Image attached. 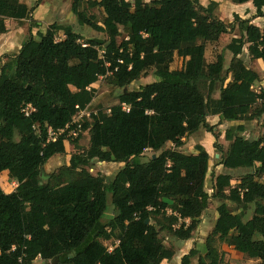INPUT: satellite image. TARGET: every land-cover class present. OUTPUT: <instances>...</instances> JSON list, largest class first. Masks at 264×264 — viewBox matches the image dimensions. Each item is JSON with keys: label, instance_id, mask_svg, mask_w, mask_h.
Here are the masks:
<instances>
[{"label": "trees", "instance_id": "trees-1", "mask_svg": "<svg viewBox=\"0 0 264 264\" xmlns=\"http://www.w3.org/2000/svg\"><path fill=\"white\" fill-rule=\"evenodd\" d=\"M225 1L251 2L255 18L264 20V0ZM40 3L28 7L21 0H0V34L7 32L5 21L31 19L28 38L0 67V174L7 172L17 183L11 193L0 187V264L171 261L175 254L163 245L159 232L189 241L211 199L222 202L195 264H225L217 242L264 264V137L248 140L243 126H236L225 132V154L214 143L220 166L252 173L235 187L229 175L216 176L211 195L205 190L209 154L201 146L194 154L182 151L202 131L217 138L209 117L218 116L220 126L264 115V104L258 103L264 100V85L240 58L248 45L250 58L264 62V25L260 29L237 15L227 24L215 16L218 5L213 1L203 7L199 0H70L75 28L53 24L32 33L37 26L32 14ZM81 29L105 40L84 37ZM235 29L238 34L226 46L232 57L223 75L222 55L208 65L206 47ZM175 55L182 66L171 71ZM151 73L156 81L127 90ZM100 77L122 90L119 104L81 121L72 142L77 146L87 132L88 147L57 173H43L47 162L64 154L65 143L71 142L67 132L48 142L47 129L76 128L73 119L92 103ZM27 105L32 111L26 117L22 111ZM168 144L173 148L167 150ZM147 151L152 152L149 160L141 161ZM96 163L121 168L112 179L98 178L89 172ZM226 201L240 212L230 210ZM108 205L113 217L103 224ZM250 205L253 215L244 221ZM112 238L117 244L107 253L98 239ZM196 254L190 250L180 264H193Z\"/></svg>", "mask_w": 264, "mask_h": 264}, {"label": "rangeland", "instance_id": "rangeland-1", "mask_svg": "<svg viewBox=\"0 0 264 264\" xmlns=\"http://www.w3.org/2000/svg\"><path fill=\"white\" fill-rule=\"evenodd\" d=\"M37 0H23V3H27L29 7H33ZM45 1V2H44ZM67 0H41V3L43 5L36 9V16L38 18H44L46 14L52 11L51 14H48V16L45 19L46 26L48 25H59L62 23V25H68V19L67 15L68 14V7L66 5ZM129 1V0H127ZM146 2H149L150 0H145ZM212 1L214 0H199V3L203 7H207ZM224 1V0H223ZM70 3V1L68 0ZM221 7L220 10L218 11V8L215 9L214 14L217 16V18H220L227 24L232 23L236 11L235 6L230 3V2H221ZM67 6V7H66ZM34 13V12H33ZM71 14V13H70ZM33 15V14H32ZM95 15L97 16V19L99 20L101 18V13L97 10L95 12ZM71 16L74 18V16L71 14ZM26 25L28 27V31L26 32L25 36L22 38L20 37L18 39L17 36V26L15 25L14 22H11L8 24V29L7 32L4 34H0V67L6 63L12 56H14L18 50L19 46L25 41V39L28 38L29 36V28L31 25L30 21L26 20ZM14 24V25H13ZM26 27V26H25ZM49 27V26H48ZM25 29V28H24ZM27 30V29H26ZM76 31V30H75ZM79 32L84 36V37H89V38H98L101 39L102 41L105 40V36L99 33L91 32L89 30L81 29ZM233 32L228 33L225 35V37L221 38V40L212 46H207L206 47V52H205V59L206 63L213 64L215 60L217 59L218 56L222 55L224 58V69H223V75L225 74L226 70V55H227V49L226 46L230 43L231 35ZM234 34H238L237 31L234 32ZM229 53V52H228ZM230 54V53H229ZM244 60V58H242ZM249 66H251V63H248ZM182 66V60L178 58L176 55L174 56L173 63L170 65V70H178ZM263 75H260V78H262ZM156 77L154 73H151L148 77L146 78H141L137 82L131 84L129 87H127V90H135L138 89L140 86H143L145 84L152 83L156 81ZM93 89L95 90L94 94V99L90 106L87 109V112L91 116L94 113H97L99 111L108 113L109 109L113 106H116L119 104V96L121 94L122 90L119 89H114L111 84H109V79L103 78L99 79V81L94 85ZM219 96L218 89L216 90L215 94L213 97L217 98ZM89 118H83L82 121H85ZM246 128L247 130V137H245L248 140H257L261 137V132L260 134H253L255 133V125L254 122H247ZM216 126V135L217 138L215 139L212 137L210 134L206 133L205 131H202L196 138L192 137L191 139H188L185 143V147L182 149L183 153L185 154H194L193 151L195 150L196 145H194V142H196L197 138L199 137L202 143L206 148H211L213 147V143H217L221 147V155L225 154V150L228 146V142L225 141L224 135L225 132L228 129H234V127H229L227 128H220L218 125ZM261 129H264V124L262 126H258ZM80 139L77 143V146L73 144L74 138H71V142H66L65 143V152L62 155H58L50 159L47 164L42 168L43 173L45 174H54L57 173L58 169L64 165H69V161L71 156L75 154H81L83 153L82 151L88 147L89 143V134L87 132H84L83 134L80 135ZM173 148V145L168 144L166 149L170 150ZM196 153V151H194ZM215 154H212L210 157V162H209V170L206 178V184H205V190L208 192V195H211V188L214 184V178L218 175H229L231 177V182L230 185L232 187H235L238 185L241 180L248 174H251L252 171L248 169H240V170H226L222 166L218 164L217 159L219 156L216 158V152L214 150ZM152 152L147 151L144 153V155L141 157V161H147L149 160ZM90 174L94 177L98 178H109L112 179L117 171L121 168V165L114 164V163H96L92 167H90ZM262 186L261 189L264 190V179L261 181ZM0 187L5 193H11L13 192L16 187L17 183L15 181L9 180L7 172L0 174ZM222 201L218 199H211L208 204L207 210L204 212L203 216L200 219L198 227L193 231L191 239L189 241L183 242L179 241L176 238H174L172 235L165 233V232H159V238L163 245L168 248L173 250L174 252V257L175 260H171V264H177L176 261H178V264H180V259L184 256L187 255L190 250L195 249L197 251L196 256L191 260L193 264L197 262V257L199 255H202V246L205 243L206 239L208 236L211 234L215 220H216V209L218 206L221 204ZM108 203L110 204V199L108 200ZM171 204V202H169ZM227 206L230 208V210L239 213L240 212V207L232 202L226 201L225 202ZM250 208L247 209L245 212V218L244 221L249 220L252 215H253V210L254 206L250 205ZM171 211L168 210L166 216L170 215ZM113 217V207L111 205H108V208L104 214V218L102 219V223L105 224L109 222L110 219ZM189 222H187L188 224ZM178 225L176 226V228ZM116 234V233H115ZM100 243L104 247L112 246L114 247L117 242L116 238H112L111 240L108 241H103L102 239H98ZM216 246L223 256V261L225 264H260L259 260L255 259H250L246 255L240 254L236 252L232 247L226 245L225 243H216ZM177 259V260H176ZM165 262V261H164ZM163 263V262H162ZM161 263V264H162ZM35 264H42L41 261H36Z\"/></svg>", "mask_w": 264, "mask_h": 264}, {"label": "crops", "instance_id": "crops-1", "mask_svg": "<svg viewBox=\"0 0 264 264\" xmlns=\"http://www.w3.org/2000/svg\"><path fill=\"white\" fill-rule=\"evenodd\" d=\"M22 2H23V0H21ZM70 1V0H69ZM45 2V1H44ZM43 2V3H44ZM213 2H215V3H217V8H218V11H221L220 10V7H221V2H225V0L223 1V0H214ZM226 2H228V1H226ZM43 3H40L39 4V6H38V8L39 7H41L42 5H43ZM28 7H29V5L27 4V3H25ZM66 5L68 6L69 5V7H68V14L69 15H67V19H68V25H72L74 28H75V19L71 16V12H70V3L68 2V0L66 1ZM66 6V7H67ZM235 6V8H236V11H235V14L240 18V19H242V20H251V24L252 25H254V26H257V27H259L260 29L263 27V25H264V20L262 19V18H255V12H256V10H255V8L253 7V5H252V3L251 2H247V3H245V4H242V5H234ZM37 8V9H38ZM52 13V11L49 13H47L46 14V16L42 19V18H38L37 16H36V11H34V13H33V15H32V21L33 22H35L36 24H37V26L33 29V31H32V33H35V32H37V31H41V32H44L47 28H48V26H50V25H48L47 24V26L45 25L46 24V22H45V19H46V17L48 16V14H51ZM220 19V18H219ZM221 20V19H220ZM10 21L11 20H8V21H5V25H6V28L8 29V24L10 23ZM28 21H30L31 22V19L30 20H28ZM223 21V20H222ZM11 22H14V21H11ZM26 21H21V22H14L15 23V25H18L17 26V29H18V31H17V36H18V39L21 37H23V36H25V34H26V32L28 31V27H27V25H26V23H25ZM14 25V24H13ZM59 25H62V23H60ZM26 26V27H25ZM25 28V29H24ZM27 29V30H26ZM237 31V29H235L234 31H233V34L231 35L232 37H231V39H233L234 38V36H235V34H234V32H236ZM237 35V34H236ZM223 37H225V35L224 36H222L221 38H223ZM231 39H230V41H231ZM221 40V39H220ZM197 43L198 44H203V40L202 39H198V41H197ZM20 47L21 46H19V49H20ZM248 45H246L244 48H243V53H242V55L240 56V58L242 59V58H244V60H243V62H244V64L246 65V67L247 68H249L252 72H254L255 74H257L258 76H259V78H260V75L262 74L263 75V77L262 78H260V80H261V82H260V86H263L264 85V62L262 61V60H253V59H251L250 58V56H249V54H248ZM230 53V52H229ZM228 52H227V55L225 56L226 57V66L228 67V65H229V62H230V60H231V57H232V55H231V53L229 54ZM223 57V56H222ZM223 60H224V58H223ZM248 63H251V66H249V64ZM213 65V64H212ZM224 63H223V66H222V70L224 69ZM227 67H226V69H227ZM257 89L258 88H256V92H257ZM218 98V97H217ZM216 97H215V99H217ZM218 121H219V117L218 116H212V117H209L208 118V123L211 125V126H214V125H218ZM247 122H254V125L256 126L255 127V133H253L254 135L255 134H260V132H261V137H264V129H261V128H259L258 126H262L263 124H264V115H262L260 118H257V119H254V120H252V121H244V122H224L222 125H220V126H218L219 127V129L220 128H229V127H236V126H243V128H244V131H243V134H242V136L243 137H247L248 135H247V128H246V126L247 125H245V124H247ZM194 138H196V137H194ZM193 139V138H192ZM214 144V143H213ZM194 145H196V146H201V147H203L204 149H205V151L209 154V156L211 157L212 156V154H215L214 153V148L211 146V148H206L205 146H204V144L202 143V141L200 140V138L198 137L197 138V140H196V142H194ZM185 147V146H184ZM183 147V148H184ZM182 148V149H183ZM195 151V150H194ZM193 151V153H195ZM190 154H192V153H190ZM218 157V155H216V158ZM185 256V255H184ZM173 260H175V258H173ZM177 260V259H176ZM177 262V264H178V261H176ZM180 262H181V259H180ZM162 264H171V262L170 261H165V262H163Z\"/></svg>", "mask_w": 264, "mask_h": 264}, {"label": "built area", "instance_id": "built-area-1", "mask_svg": "<svg viewBox=\"0 0 264 264\" xmlns=\"http://www.w3.org/2000/svg\"><path fill=\"white\" fill-rule=\"evenodd\" d=\"M85 46L86 45H83V47H85ZM101 55H103V52H101ZM101 79H103V77H100V80ZM256 93L260 94V89L257 90ZM258 103L264 104V100L259 99L258 100ZM122 107H123V110L125 112H128L129 111V108L127 106L123 105ZM87 109L84 110V111H80L77 114V116L73 119V123H72L71 126H75L76 128L70 129V127H66L64 130H59L57 132L53 131L51 128H48L47 129L48 142H55L59 137H61L66 132H67V138L68 139H71V138L76 139L78 137V135L80 134V131H81V123L80 122L83 120L84 117L85 118H89V116H90L89 113L87 112ZM31 111H32L31 106L30 105H27L23 109L22 112L27 117V116H29V114L31 113ZM187 222H189V221L186 220L185 223L187 224ZM179 223H181V221ZM105 248H106L107 253H111L112 250H113V247L112 246H108V247H105Z\"/></svg>", "mask_w": 264, "mask_h": 264}, {"label": "water", "instance_id": "water-1", "mask_svg": "<svg viewBox=\"0 0 264 264\" xmlns=\"http://www.w3.org/2000/svg\"><path fill=\"white\" fill-rule=\"evenodd\" d=\"M146 224L148 223V221L145 222Z\"/></svg>", "mask_w": 264, "mask_h": 264}]
</instances>
